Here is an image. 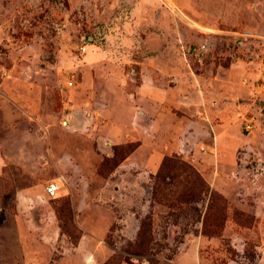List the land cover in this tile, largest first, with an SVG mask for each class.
<instances>
[{
  "label": "rangeland",
  "instance_id": "374dc122",
  "mask_svg": "<svg viewBox=\"0 0 264 264\" xmlns=\"http://www.w3.org/2000/svg\"><path fill=\"white\" fill-rule=\"evenodd\" d=\"M162 32L188 60L225 64L229 49L228 56L264 67V42L241 38L243 32L264 35V0H0V204L10 214L11 236L16 206L27 209L25 219L56 215L54 230L27 228L53 238L45 242L47 258L24 264H180L174 257L200 236L206 241L200 245L204 264H255L264 251L252 239L243 253L234 247L249 234L245 227L255 225V217L240 208L245 185L222 183L234 192L226 196L178 154L166 157L179 162L162 166L164 157L153 173L134 164L119 167L137 141L116 142L108 127L130 116L120 102L124 96L132 102L150 55L147 45L158 44ZM250 106L241 119L246 143L238 156L242 177L256 183L264 172V100ZM249 118L254 128L247 131ZM237 171L230 178L236 180ZM61 177L58 196L47 198V181ZM200 180L209 193H201ZM208 208L209 231L203 228ZM142 222L150 230L147 250L138 254L133 244ZM81 251L89 257L80 259ZM4 255L0 249V264H15Z\"/></svg>",
  "mask_w": 264,
  "mask_h": 264
},
{
  "label": "crops",
  "instance_id": "0c3cea01",
  "mask_svg": "<svg viewBox=\"0 0 264 264\" xmlns=\"http://www.w3.org/2000/svg\"><path fill=\"white\" fill-rule=\"evenodd\" d=\"M180 35L187 36L185 33ZM157 36L160 37L158 44L147 45L150 55L145 58L142 80L131 94L132 102H128L127 96L122 102L118 101L128 109L130 116L127 120H112L108 127L110 138L116 142L137 141L119 167L132 168L134 164L144 172L153 173L164 156L178 154L190 161L214 189L226 196L234 192L222 183L233 181L245 185L239 189L240 208L255 217V225L245 227L249 234L239 238L240 246L234 242V247L238 252L241 248L243 253L246 241L252 239L256 241V248L263 249L264 172L256 183L251 182L252 176L243 178L245 168L243 157L238 156V147L246 143L241 119L247 115L252 101L264 100V82L260 81L264 80V67L260 61L228 56L231 55L229 49L223 52L225 64L204 61L199 56L188 60L180 55L178 48L168 44L164 32ZM89 40L92 41V36ZM261 160L264 162V155ZM3 163L0 155V201ZM236 170L238 176L233 180L230 175ZM243 180L246 183H242ZM25 210L16 206V211L11 214L14 229L11 236L10 214L0 204V249L6 251L5 260L15 264L41 260L49 254L45 242L50 244L53 238L50 232H30L27 228L54 230L56 225L54 211L48 214V220L42 216L38 221L25 219L22 216ZM81 242L80 239L76 244V250ZM204 242L201 236L192 239V246L174 257L176 263L204 264L200 256V245ZM78 255L82 260L89 257L83 251ZM224 264L242 263L229 259ZM255 264H264V251L258 253Z\"/></svg>",
  "mask_w": 264,
  "mask_h": 264
},
{
  "label": "built area",
  "instance_id": "2783aa9c",
  "mask_svg": "<svg viewBox=\"0 0 264 264\" xmlns=\"http://www.w3.org/2000/svg\"><path fill=\"white\" fill-rule=\"evenodd\" d=\"M250 37H254L255 39L260 40L261 42H264V35L262 34H253L250 32H243L241 34V38L242 41H246L248 38ZM89 40V37H88ZM241 41V42H242ZM87 50V39L85 38L82 45L79 47V51L81 54H84ZM133 71V70H132ZM65 87L70 88L73 86V80H68L66 83H64ZM254 128V122H253V118H249L246 120L245 125H244V129L249 131L252 130ZM255 173H258L259 170H255ZM257 176V174H255ZM59 180V181H58ZM58 180H49L47 181L46 185H45V196L49 199L52 198H56L58 196V193L60 191V182L63 183L64 179L63 177L58 178Z\"/></svg>",
  "mask_w": 264,
  "mask_h": 264
},
{
  "label": "trees",
  "instance_id": "16d2710c",
  "mask_svg": "<svg viewBox=\"0 0 264 264\" xmlns=\"http://www.w3.org/2000/svg\"><path fill=\"white\" fill-rule=\"evenodd\" d=\"M136 144L137 143H135L134 144V146L131 148V150H130V152L134 149V147L136 146ZM130 152H128V154L130 153ZM127 154V155H128ZM126 155V156H127ZM125 156V157H126ZM166 156H168V155H166ZM166 156H164V157H166ZM124 157V158H125ZM164 157H163V159H164ZM123 158V159H124ZM122 159V160H123ZM171 159H173L174 161H176V162H179L178 161V158L176 157V156H173V157H166L165 159H164V161H163V163H162V166L164 165V163L167 161V160H171ZM122 160H120L119 162H118V164L122 161ZM117 164V165H118ZM200 184H201V187H200V190H201V193L202 194H207V193H209L211 190L209 189V187L208 186H206V184H204V182H203V180H200ZM211 194V193H210ZM208 210V215L206 214V216H205V219H204V221H203V228H204V230L206 229V230H208L209 231V228L207 227L208 225H210V224H207L206 223V221L207 220H209V218L211 219V215L213 214V210L211 209V208H208L207 209ZM222 214V213H221ZM220 215L218 214V217H219ZM215 227H216V230H218V226L217 225H214ZM148 228H149V230H150V224L149 223H146V222H142V224H141V226H140V230H139V232H138V234H137V238H136V240H135V242H134V244H133V251L134 252H136V253H138V254H141V253H144L147 249V241L144 239V236H145V234L147 233V230H148ZM150 234V233H149Z\"/></svg>",
  "mask_w": 264,
  "mask_h": 264
},
{
  "label": "bare ground",
  "instance_id": "6f19581e",
  "mask_svg": "<svg viewBox=\"0 0 264 264\" xmlns=\"http://www.w3.org/2000/svg\"><path fill=\"white\" fill-rule=\"evenodd\" d=\"M191 22V21H190Z\"/></svg>",
  "mask_w": 264,
  "mask_h": 264
}]
</instances>
